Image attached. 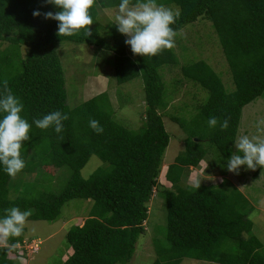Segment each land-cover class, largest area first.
<instances>
[{
  "label": "trees",
  "instance_id": "1",
  "mask_svg": "<svg viewBox=\"0 0 264 264\" xmlns=\"http://www.w3.org/2000/svg\"><path fill=\"white\" fill-rule=\"evenodd\" d=\"M120 0H96L90 10L92 35L83 30L72 36L58 35V21L45 18L57 12L47 0H0V91L4 82L24 104L22 113L29 123L53 111L67 116L64 130H41L34 124L30 139L22 142L26 162L18 174L37 173L47 165L63 170L68 177L60 193L51 191L53 177L29 183V191L11 197L14 177L0 169V216L4 209L18 206L31 210L28 220L54 222L63 206L74 200L90 201L82 225L73 224L67 239L73 253L66 264H135L140 236L146 233L149 202L160 183L163 158L171 135L161 110L166 108L165 84L160 70L179 64L176 49H164L156 56L134 55L125 44L127 37L110 22L111 41L101 36L99 10L116 8ZM135 3V0H132ZM176 4L181 16L172 27L178 34L199 18L211 22L229 63L234 87L228 89L220 74L204 59H191L182 67L184 78L197 82L209 92L193 120L200 136L188 134L184 152L169 164L165 179L167 207L166 243H154L157 257L152 264H181L185 258L217 264H264V244L253 231L249 217L253 210L246 195L236 186L183 185L188 168L199 167L208 154L205 144L216 147L227 160L235 151L234 142L244 108L264 93V0H158ZM40 16H34V11ZM87 44L114 54L118 84L142 77L145 83L146 116L138 129L118 121L107 92H101L77 107L68 105L65 71L60 56L61 43ZM8 43L6 47H3ZM23 47L27 52L23 53ZM182 50L187 53V48ZM210 117L218 125L208 126ZM99 121L104 131L97 134L90 120ZM175 122L188 127L185 120ZM227 119L229 127L219 123ZM192 122V121H190ZM102 164L89 176L83 168L92 156ZM67 172V173H66ZM39 174V173H38ZM163 177V179H164ZM162 178V177H161ZM20 237L0 240V264H20ZM3 242L5 244H3ZM19 254V255H18ZM22 258V257H21Z\"/></svg>",
  "mask_w": 264,
  "mask_h": 264
},
{
  "label": "rangeland",
  "instance_id": "2",
  "mask_svg": "<svg viewBox=\"0 0 264 264\" xmlns=\"http://www.w3.org/2000/svg\"><path fill=\"white\" fill-rule=\"evenodd\" d=\"M165 6L179 8L176 4ZM117 13L118 7L99 10V19L103 24L101 36L110 41V22L114 23ZM7 45L8 43H5L3 47ZM60 45H62L60 56L66 77L68 105L71 108L77 107L98 95L102 90L110 97L116 119L130 129L140 128L146 116L144 79L140 76L120 85L114 73L112 52L96 49L87 44L65 42ZM183 47L188 49L187 53L182 50ZM174 48L179 55V64L165 66L160 70L165 84L164 99L167 102L166 108L161 110V113L171 140L163 158L162 175L159 179L161 184L149 202V214L145 222L147 231L140 236L137 243L133 259L135 264H152L158 256L154 243L167 242L168 212L164 190L171 188L172 185L164 176L168 165L174 163L177 156L184 152L187 135L195 134L199 137L201 134L200 126L193 119L197 117L200 107L206 103L209 92L197 82L184 78L182 67L190 64L188 61L191 59H204L220 74L228 89L234 87L230 66L223 53L220 39L207 19L199 18L196 23L189 24L179 31L175 37ZM26 52L27 47H23V53ZM174 117L185 120L188 127L175 122ZM260 120H264V93L244 108L237 139L247 135L249 138L259 137L264 140V131L257 129V123ZM261 127L264 128V125ZM205 146L209 151L207 156L199 167L188 168L183 176L186 182L182 184L196 186L201 182L200 184L203 185L219 186L226 181L223 184L225 187L230 188L233 185L238 187L249 199L253 208L249 214L254 222L253 231L264 244V168L246 170L244 166H241L238 174L229 172L226 168L227 160L222 157L219 150L216 147L211 148L209 144ZM102 163L98 156H92L82 170L83 176L89 177ZM64 169L70 173L69 168L64 167ZM62 171L56 166L47 165L40 168L37 173L17 174L11 185V197L16 198L29 191V183L36 181L37 178L45 179L44 183L48 185L45 174L53 177L51 191L60 193L68 177V173L66 172L67 175H65ZM90 206V201L74 199L63 206L61 216L54 222L27 220L24 241L18 245L23 252L16 261L20 264H66V260L73 253L67 239V232L73 224L84 223ZM181 264L217 263L185 258Z\"/></svg>",
  "mask_w": 264,
  "mask_h": 264
},
{
  "label": "clouds",
  "instance_id": "3",
  "mask_svg": "<svg viewBox=\"0 0 264 264\" xmlns=\"http://www.w3.org/2000/svg\"><path fill=\"white\" fill-rule=\"evenodd\" d=\"M59 11L45 13V18L58 21V35L72 36L83 30L86 37L92 35L90 25L94 23L91 9L96 0H47ZM34 16H40L37 10ZM181 16L179 8H170L158 0H120L118 13L114 17V25L119 33L125 35V44L130 46L134 55L156 56L164 49L175 46L177 35L172 27ZM24 104L14 95L4 82L3 90L0 91V169L8 176L15 177L21 172L26 162L21 155L22 142L30 139V130L34 124L41 130L52 128L56 134L64 130L63 121L67 116L60 111H53L34 119L29 123L22 115ZM208 126L215 128L218 125L216 117H210ZM264 120L257 123L258 131H264L261 127ZM221 129H227V119L219 123ZM89 127L97 134L104 131L97 120H90ZM236 151L227 158L226 168L229 172H239L241 166L245 169L255 170L257 167L264 168V140L259 137L244 135L234 142ZM201 183V182H200ZM200 183L196 185L197 190ZM31 210H24L18 206L4 209V215L0 216V240L5 243L9 238L20 237L31 216Z\"/></svg>",
  "mask_w": 264,
  "mask_h": 264
},
{
  "label": "crops",
  "instance_id": "4",
  "mask_svg": "<svg viewBox=\"0 0 264 264\" xmlns=\"http://www.w3.org/2000/svg\"><path fill=\"white\" fill-rule=\"evenodd\" d=\"M100 91L102 92V90H100ZM101 92H100V93H101ZM92 96H93V95H92ZM92 96H91V97H92Z\"/></svg>",
  "mask_w": 264,
  "mask_h": 264
}]
</instances>
